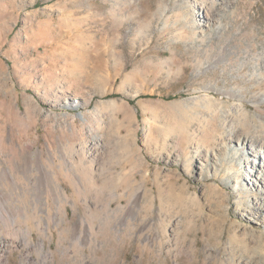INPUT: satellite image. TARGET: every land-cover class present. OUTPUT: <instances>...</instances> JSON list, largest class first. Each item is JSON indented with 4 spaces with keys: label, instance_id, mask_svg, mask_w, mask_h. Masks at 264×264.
Wrapping results in <instances>:
<instances>
[{
    "label": "rangeland",
    "instance_id": "obj_1",
    "mask_svg": "<svg viewBox=\"0 0 264 264\" xmlns=\"http://www.w3.org/2000/svg\"><path fill=\"white\" fill-rule=\"evenodd\" d=\"M263 101L264 0H0V264H264Z\"/></svg>",
    "mask_w": 264,
    "mask_h": 264
},
{
    "label": "bare ground",
    "instance_id": "obj_2",
    "mask_svg": "<svg viewBox=\"0 0 264 264\" xmlns=\"http://www.w3.org/2000/svg\"><path fill=\"white\" fill-rule=\"evenodd\" d=\"M204 17L205 19L210 18L207 14ZM262 103H264V101ZM231 116L233 115H231L229 109L224 111V113L221 116L222 123L226 124V122L229 121L230 118H232ZM225 134H227L225 135V137L220 139L218 138V141H220L219 143H215V147L213 149L214 158L217 159L218 156H220L218 152L214 153L215 149H217V151L218 150L222 151L224 150V147L226 148L228 146H232V147L235 146L236 148L238 147L236 149V154H238L239 150L244 151L245 155L243 156L242 162H244L243 167L247 177L246 180L248 181L247 186L248 188L252 187L249 188L248 190L251 191L256 190L261 193V196L250 199L248 204L245 206L246 208L245 211L248 213L249 218L251 217L254 218L255 219L254 222L261 225V227L264 228V191H262V189H264V142L257 139L254 136L245 135L239 127L235 126V124H232L230 128L227 130V133ZM206 158H209V152L202 159H204L205 161ZM38 159L39 158H37L36 161H38ZM236 187H239V183L236 185ZM244 187H246V185ZM2 246L0 245V247Z\"/></svg>",
    "mask_w": 264,
    "mask_h": 264
}]
</instances>
